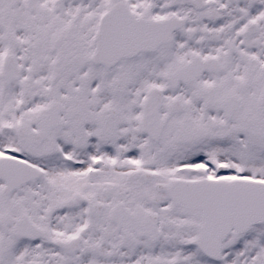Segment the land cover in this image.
Here are the masks:
<instances>
[{"label": "snow or ice", "instance_id": "6c2138e0", "mask_svg": "<svg viewBox=\"0 0 264 264\" xmlns=\"http://www.w3.org/2000/svg\"><path fill=\"white\" fill-rule=\"evenodd\" d=\"M0 264H264V0H0Z\"/></svg>", "mask_w": 264, "mask_h": 264}]
</instances>
